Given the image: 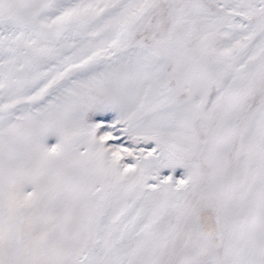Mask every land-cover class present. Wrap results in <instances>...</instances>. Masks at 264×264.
Segmentation results:
<instances>
[{
    "label": "snow or ice",
    "instance_id": "snow-or-ice-1",
    "mask_svg": "<svg viewBox=\"0 0 264 264\" xmlns=\"http://www.w3.org/2000/svg\"><path fill=\"white\" fill-rule=\"evenodd\" d=\"M0 264H264V0H0Z\"/></svg>",
    "mask_w": 264,
    "mask_h": 264
}]
</instances>
